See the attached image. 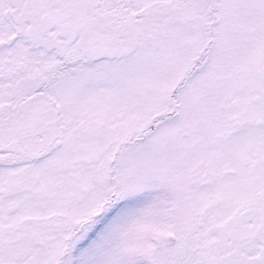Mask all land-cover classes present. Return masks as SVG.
Masks as SVG:
<instances>
[{"label":"snow or ice","instance_id":"1","mask_svg":"<svg viewBox=\"0 0 264 264\" xmlns=\"http://www.w3.org/2000/svg\"><path fill=\"white\" fill-rule=\"evenodd\" d=\"M0 264H264V0H0Z\"/></svg>","mask_w":264,"mask_h":264}]
</instances>
